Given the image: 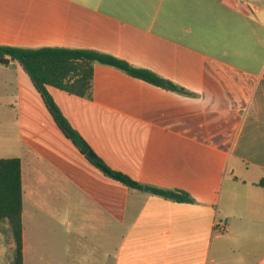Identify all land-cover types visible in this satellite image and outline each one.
I'll use <instances>...</instances> for the list:
<instances>
[{"label":"crops","instance_id":"1","mask_svg":"<svg viewBox=\"0 0 264 264\" xmlns=\"http://www.w3.org/2000/svg\"><path fill=\"white\" fill-rule=\"evenodd\" d=\"M0 44L112 54L194 94L103 64L93 68L92 98L49 87L112 168L154 190L186 191L194 201L183 203L106 177L43 100H30L22 67L1 65L10 74L5 106L42 126L20 158L24 264H264V0H0ZM28 158L37 165L31 214L53 200L54 220L67 205L72 230L27 225ZM7 228L0 224V264L14 259Z\"/></svg>","mask_w":264,"mask_h":264},{"label":"trees","instance_id":"2","mask_svg":"<svg viewBox=\"0 0 264 264\" xmlns=\"http://www.w3.org/2000/svg\"><path fill=\"white\" fill-rule=\"evenodd\" d=\"M17 62L29 76L40 94L46 108L62 134L101 173L128 188L143 190L145 185L128 174L112 168L92 148L86 138L76 130L66 117L49 87H55L69 94L92 98L94 65L103 64L117 68L128 75L181 95L194 96L191 92L158 73L137 67L112 54L92 49L61 47L26 48L0 44V64L10 66ZM89 152L94 158H89ZM264 185V182L261 183ZM156 195L183 203L194 200L182 190L168 191L155 188ZM23 179L22 163L18 157L0 158V224H7L5 234L15 244L12 264H24L23 252Z\"/></svg>","mask_w":264,"mask_h":264},{"label":"rangeland","instance_id":"3","mask_svg":"<svg viewBox=\"0 0 264 264\" xmlns=\"http://www.w3.org/2000/svg\"><path fill=\"white\" fill-rule=\"evenodd\" d=\"M9 75L10 74H5L0 71V158H11V157L22 158L23 156L22 144L26 142V138L28 137H29L30 145L34 144L36 142L34 138V132L36 130H40V129L42 130V126L40 125V123L37 122H31V121L27 122L25 118H23L21 122L20 119L22 118L23 114H21V112L18 111V109L16 110L11 107L5 106L6 101L10 99V92L9 91L6 92L3 79L8 78ZM33 90L32 93L34 94L35 97H33L32 93H29L30 100L39 104V106H42L43 102L41 97L35 91L34 88ZM43 119H45L49 124L53 125L51 121L52 120L51 116L48 115V113L46 115L44 113ZM53 126L55 127V125ZM20 127H22L21 129H23V136H22L23 142L20 141L21 139ZM26 127H28V131ZM70 144L71 146H73L72 143ZM37 185L38 184H37L36 160L28 158L24 165V187H25V197L27 198L24 205L26 212L27 210L29 211L28 213H26L27 225L34 228L37 223H40L42 225V230H48L50 228V225L52 226L53 224L55 225L59 224L61 231H67L69 229L72 230V228L68 226L67 205H64V207L62 206L61 208H57L55 210L56 211L55 215L58 216V218L53 220L52 218L54 216L53 200H50L49 203L42 208L43 209L42 211L35 212L37 215L39 214L37 220L36 217L35 220L31 219V217L35 216L36 214L35 215L31 214L32 207L27 200L29 199L32 201L34 198H36L38 192ZM55 200L57 201L58 199ZM58 209H60L59 213H58Z\"/></svg>","mask_w":264,"mask_h":264},{"label":"built area","instance_id":"4","mask_svg":"<svg viewBox=\"0 0 264 264\" xmlns=\"http://www.w3.org/2000/svg\"><path fill=\"white\" fill-rule=\"evenodd\" d=\"M214 229L219 233H225L228 230V226L225 223L215 222Z\"/></svg>","mask_w":264,"mask_h":264},{"label":"water","instance_id":"5","mask_svg":"<svg viewBox=\"0 0 264 264\" xmlns=\"http://www.w3.org/2000/svg\"><path fill=\"white\" fill-rule=\"evenodd\" d=\"M87 156H88L89 158H94V154H93L92 152H89ZM144 190H145V192H147V193H153V192H154V188H152V187H150V186H147V185L144 187ZM170 197H171V198H174V197H175V193H172V194L170 195Z\"/></svg>","mask_w":264,"mask_h":264}]
</instances>
